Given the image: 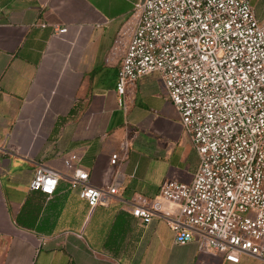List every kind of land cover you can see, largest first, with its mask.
I'll use <instances>...</instances> for the list:
<instances>
[{"label": "crops", "instance_id": "obj_1", "mask_svg": "<svg viewBox=\"0 0 264 264\" xmlns=\"http://www.w3.org/2000/svg\"><path fill=\"white\" fill-rule=\"evenodd\" d=\"M144 1L0 0V264H234L199 235L180 245L165 221L132 215L200 164L159 73L129 83L119 105ZM252 3L264 20V0ZM56 24L68 31L55 35ZM72 153L92 185L117 182L118 193L90 208L64 180L52 197L30 189L37 163L63 169Z\"/></svg>", "mask_w": 264, "mask_h": 264}, {"label": "built area", "instance_id": "obj_2", "mask_svg": "<svg viewBox=\"0 0 264 264\" xmlns=\"http://www.w3.org/2000/svg\"><path fill=\"white\" fill-rule=\"evenodd\" d=\"M137 7L117 76L119 105L129 83L159 73L200 164L191 183L165 180L132 215L165 221L177 244L199 235L228 262L242 255L264 262V20L252 0H145ZM80 159L70 154L63 169L37 163L30 189L52 197L64 180L90 208L106 203L118 183L92 185Z\"/></svg>", "mask_w": 264, "mask_h": 264}]
</instances>
